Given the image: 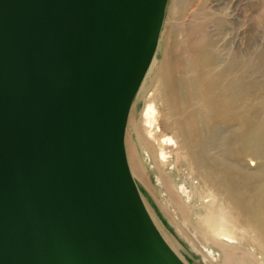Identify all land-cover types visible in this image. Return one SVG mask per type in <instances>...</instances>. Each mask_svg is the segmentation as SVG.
<instances>
[{"label":"water","instance_id":"95a60500","mask_svg":"<svg viewBox=\"0 0 264 264\" xmlns=\"http://www.w3.org/2000/svg\"><path fill=\"white\" fill-rule=\"evenodd\" d=\"M169 0H0V264H186L126 131Z\"/></svg>","mask_w":264,"mask_h":264},{"label":"bare ground","instance_id":"6f19581e","mask_svg":"<svg viewBox=\"0 0 264 264\" xmlns=\"http://www.w3.org/2000/svg\"><path fill=\"white\" fill-rule=\"evenodd\" d=\"M167 52L160 35L141 85L138 119L130 112L128 121L131 170L156 197L160 191L157 198L166 210L183 215L193 227L203 248H197V241L192 246L207 263L264 264V125H248L247 116L235 112L228 97L209 102L206 111L187 107L210 97L205 91H210L212 78L204 79L198 68L205 66L204 55L187 65ZM187 69H195V75L183 81ZM181 112L186 120L177 117ZM217 126L225 129V146L237 138L234 163L218 149ZM148 165L157 173L155 184Z\"/></svg>","mask_w":264,"mask_h":264},{"label":"rangeland","instance_id":"374dc122","mask_svg":"<svg viewBox=\"0 0 264 264\" xmlns=\"http://www.w3.org/2000/svg\"><path fill=\"white\" fill-rule=\"evenodd\" d=\"M161 32L162 44L170 57L188 65L196 55H204L205 66L198 68L204 79L212 78L210 91H205L210 95L208 102L197 100L187 107L206 111L209 102L217 104L228 97L233 110L247 116L248 125H264V0H169ZM185 71L181 75L183 81L195 75V69ZM140 89L130 111L135 120L144 98ZM183 115L185 119L184 112L177 117ZM217 129L221 142L218 149L234 163L237 138L231 137L225 146V129L223 131L221 126ZM128 141L127 131V149ZM148 168L149 179L155 184L157 173L151 166ZM131 171L149 213L172 249L186 264H209L192 246L198 239L183 215L166 210L158 200L160 191L155 192L157 198L134 170ZM196 245L203 248L199 241Z\"/></svg>","mask_w":264,"mask_h":264}]
</instances>
